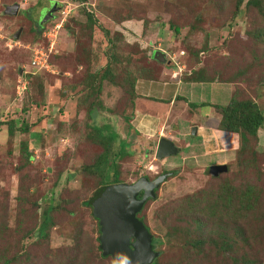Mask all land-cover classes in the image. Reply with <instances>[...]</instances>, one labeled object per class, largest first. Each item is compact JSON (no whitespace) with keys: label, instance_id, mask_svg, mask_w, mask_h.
I'll return each instance as SVG.
<instances>
[{"label":"rangeland","instance_id":"rangeland-1","mask_svg":"<svg viewBox=\"0 0 264 264\" xmlns=\"http://www.w3.org/2000/svg\"><path fill=\"white\" fill-rule=\"evenodd\" d=\"M84 1L94 11L92 29L80 9L68 14L70 0H0V221L9 226L7 231L0 227V258L20 250L23 226L29 229L40 223L46 205L43 196L49 197L61 174L62 185L54 189L62 202L51 213L48 235L24 242L26 252L19 264H57L54 256L62 258L66 252L72 257L77 252L69 249L75 247L78 225L95 244L96 222L84 203L99 186V179L77 175L65 182L66 171H78L102 152L99 145L85 139L92 123L97 126V137L127 141L131 154L119 162L126 184L172 172L136 215L146 224L151 245L152 237L165 234L164 222L173 224L163 218L166 210L214 183L207 169L218 164L228 167L219 180L240 183L246 178L256 185L261 199L247 220L252 224L251 234L264 237V126L258 140L251 143L252 153L241 157L238 138L217 131L220 116L214 109L235 97L252 100L264 111L263 13L243 5L233 18L236 0ZM16 4L18 13H7V7ZM54 7L52 19L39 24ZM169 23L180 27L178 35ZM101 29L109 32L108 37ZM51 30L54 38L49 37ZM108 39L114 40L113 50ZM153 51L165 55L164 63L149 60ZM196 51L199 62L193 57ZM36 52L42 53L46 68L31 69ZM111 52L121 60L114 66L117 86L105 81L98 84V79L88 85L90 75L98 76L105 69ZM199 68L215 83H182L181 75ZM138 69H145L153 80L137 78V97L131 98L126 72L137 76ZM195 126L199 129L194 136ZM160 138L173 141L178 154L156 159ZM24 149L32 157L28 162ZM244 159L250 169L242 167ZM18 221L21 228L16 229ZM189 232L195 239L205 237V230L196 225ZM257 242L264 251V239ZM176 247H165L166 255ZM200 263L224 264L213 256Z\"/></svg>","mask_w":264,"mask_h":264},{"label":"trees","instance_id":"trees-1","mask_svg":"<svg viewBox=\"0 0 264 264\" xmlns=\"http://www.w3.org/2000/svg\"><path fill=\"white\" fill-rule=\"evenodd\" d=\"M263 1L264 0H236L233 18L238 17L244 5L245 8H258L259 12L263 13L261 17L264 20ZM69 7L70 12L78 8L85 13L90 29L96 26L95 16L93 14L94 11L90 9L86 1L70 0ZM70 12L68 14H70ZM161 26H163V24ZM169 29L173 31L174 35L180 33V27L176 26L174 23H169ZM101 30L104 32V35L108 37L109 32L104 29ZM262 31V38L264 41V29ZM39 32L40 30L37 31V33ZM113 41L112 39H108L109 47L112 48V50L115 46ZM154 52L155 51L148 57L150 61H157L153 58ZM199 54L200 52L198 51L193 54L194 59L198 62ZM120 63L121 60L118 54L113 52L109 53L105 69L98 76L96 73L95 75H90L88 85L98 79V84L105 81L113 86H117L115 81L117 77L115 73L116 69L114 66ZM31 69L35 70L37 68L33 67ZM144 70L145 69H138L137 76H132L131 71L126 72V79L128 81L125 80V82L129 83L131 98L137 97L135 93L137 78L153 80L151 79L152 76H150L147 71L144 72ZM203 70L204 69L199 68L185 72L181 75L182 83L189 85L215 83L216 79L209 77L206 71ZM145 73H147V75ZM177 100L186 101L182 97H178ZM201 106H204V104ZM214 109L220 116L217 130L236 136L239 143L237 149L238 154L241 157L244 156L246 152L251 150V143L258 140V131L264 126V111L252 100H238L235 97L231 98L226 106L215 105ZM89 113L93 115L94 109L91 108ZM129 120L128 117H125L127 123ZM13 124H15L14 121H11L9 123L10 127H12ZM96 128L97 126L92 123L89 130L90 132L87 133L85 139L99 145L102 148V152L94 158L93 163L83 166L78 171H66V174H69L65 177V182L74 180L77 175L87 177L93 175L99 179V186L95 189L92 197L84 203L90 211V217L96 222L95 232L97 237L94 239L96 245H93V242L88 239L87 235H84V230L82 232V225H78L73 238L75 247L69 249L70 252L75 250L77 253L72 257H68V252L62 255L64 258H60V254L54 256V262L57 264H112L111 257L103 256L99 249L98 239L100 236V226L98 220L92 215V202L108 186L118 183L126 184L121 178L119 162L129 157L131 153L126 147V140L120 138L114 141L113 137H109V139H107L108 137H97ZM20 131L25 132L26 128L20 129ZM113 132L116 137H120L115 131ZM8 133L9 136L13 135L12 128H9ZM133 135H135V133ZM24 152L25 160L27 162L30 161L32 157L29 155L28 149H24ZM250 153L252 152L250 151ZM243 162V166L241 165L242 167L245 169L251 168L247 160L244 159ZM110 168L112 169L111 172H109ZM110 176L112 177L111 181L109 180ZM62 177L63 175L61 174L58 177V181L54 183L53 189L50 190L49 197H47V195L43 196L46 205L40 214V223L37 226H31L29 229L25 226L24 229V226L21 228V226H19V221L17 222L16 229L19 226V228H21L20 230L23 232L20 241V250L9 258L1 256L0 264H19V258H22V256L24 257L22 254L26 252L24 242L32 241L36 236L39 240L47 237L49 227L52 224L51 213L58 210L62 202L56 196L58 192L54 189L62 185ZM212 179L214 183L208 185L209 187L195 194L181 198L176 204L170 206L166 210V216H163V218L165 220H171L173 224L170 226L168 223L164 222L166 228L165 234L159 237H152V247L155 251H158L160 255L151 264H201V259L210 256L220 259L224 264H264V251L259 249L257 245V241L259 240L260 242L264 237H257L251 234L252 224L250 225L249 220H247L258 210V202L261 199V194L257 192L256 185L250 184L249 180L246 178L240 183H235L233 179L219 180L217 177H212ZM255 192L257 193L255 194ZM33 205L36 206V202H34ZM143 224H145L144 221ZM194 225H196L197 228L202 227L205 230L204 238L195 239L192 237V233L189 232V230L193 228ZM0 227L3 231L9 230V226L2 221H0ZM179 240L180 243L177 244ZM174 246H177L174 248L176 252L173 251L170 255H166L165 247L172 248ZM226 261H229V263ZM39 264H41V262Z\"/></svg>","mask_w":264,"mask_h":264},{"label":"water","instance_id":"water-1","mask_svg":"<svg viewBox=\"0 0 264 264\" xmlns=\"http://www.w3.org/2000/svg\"><path fill=\"white\" fill-rule=\"evenodd\" d=\"M19 6L7 7L9 14L16 15ZM55 7L50 8L46 16L39 22L43 24L52 19ZM20 31L15 35L18 37ZM153 58L164 62V55L155 51ZM196 128H192V134ZM178 153L175 144L166 138L157 142L155 157L158 160L172 157ZM226 164L212 165L207 173L211 177H218L227 173ZM172 175L164 173L153 180L141 177L131 184L118 183L108 186L92 202V215L100 226L99 249L103 256H110L112 264H150L158 253L153 251L151 235L136 217L149 199L155 198V191ZM139 195L140 198H139Z\"/></svg>","mask_w":264,"mask_h":264},{"label":"built area","instance_id":"built-area-1","mask_svg":"<svg viewBox=\"0 0 264 264\" xmlns=\"http://www.w3.org/2000/svg\"><path fill=\"white\" fill-rule=\"evenodd\" d=\"M69 12H70V7H69ZM68 12V13H69ZM60 26L59 25H57L56 27H55V29H57V28H59ZM55 29H53V31H55ZM52 33V30L51 31H49V37H52V38H54V36L55 35H52L51 34ZM43 57H42V53L41 52H36L35 53V55H34V58L32 59V61H31V65H32V67H36V68H46L47 66H46V61L45 60H43L42 59Z\"/></svg>","mask_w":264,"mask_h":264},{"label":"crops","instance_id":"crops-1","mask_svg":"<svg viewBox=\"0 0 264 264\" xmlns=\"http://www.w3.org/2000/svg\"><path fill=\"white\" fill-rule=\"evenodd\" d=\"M192 85V84H191ZM137 86L135 87V93L137 94ZM139 99V98H138ZM156 102V101H155ZM140 111V110H139ZM141 112V111H140ZM144 112H142V114H143ZM139 115H141V114H139ZM195 128H196V133L194 134V136L195 135H197V130L199 129V128H197L196 126H195ZM217 128V127H216ZM218 131V130H217ZM220 132V131H219ZM224 133V132H223ZM170 140V139H169ZM173 142V141H172ZM174 143V142H173ZM175 144V143H174ZM176 146V145H175ZM177 147V146H176ZM178 148V147H177ZM178 152H179V148H178ZM178 154V153H177Z\"/></svg>","mask_w":264,"mask_h":264},{"label":"flooded vegetation","instance_id":"flooded-vegetation-1","mask_svg":"<svg viewBox=\"0 0 264 264\" xmlns=\"http://www.w3.org/2000/svg\"><path fill=\"white\" fill-rule=\"evenodd\" d=\"M164 182H165V181H164ZM164 182H163V183H164ZM140 196H141V195H139V198H140Z\"/></svg>","mask_w":264,"mask_h":264}]
</instances>
